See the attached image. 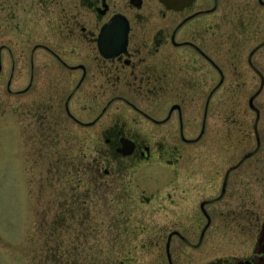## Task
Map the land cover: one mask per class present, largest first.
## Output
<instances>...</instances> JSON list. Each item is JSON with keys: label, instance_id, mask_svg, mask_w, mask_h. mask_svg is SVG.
Here are the masks:
<instances>
[{"label": "flooded vegetation", "instance_id": "flooded-vegetation-1", "mask_svg": "<svg viewBox=\"0 0 264 264\" xmlns=\"http://www.w3.org/2000/svg\"><path fill=\"white\" fill-rule=\"evenodd\" d=\"M0 109L98 188L162 167L146 264H264V0H0Z\"/></svg>", "mask_w": 264, "mask_h": 264}, {"label": "rangeland", "instance_id": "rangeland-1", "mask_svg": "<svg viewBox=\"0 0 264 264\" xmlns=\"http://www.w3.org/2000/svg\"><path fill=\"white\" fill-rule=\"evenodd\" d=\"M216 104L218 123L231 109L241 121L247 98L219 92ZM9 119L0 109V264H146L141 229L163 218L162 167L143 165L98 188L86 173L94 145L60 138L54 155L39 152L20 137L17 117Z\"/></svg>", "mask_w": 264, "mask_h": 264}, {"label": "water", "instance_id": "water-1", "mask_svg": "<svg viewBox=\"0 0 264 264\" xmlns=\"http://www.w3.org/2000/svg\"><path fill=\"white\" fill-rule=\"evenodd\" d=\"M164 3H166L169 6L176 7L179 5L180 2L183 0H162Z\"/></svg>", "mask_w": 264, "mask_h": 264}]
</instances>
